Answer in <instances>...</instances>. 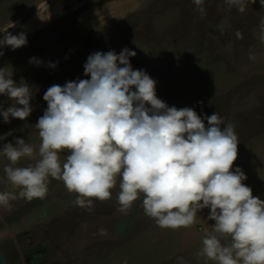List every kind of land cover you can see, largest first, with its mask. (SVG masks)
<instances>
[{
  "label": "rangeland",
  "instance_id": "374dc122",
  "mask_svg": "<svg viewBox=\"0 0 264 264\" xmlns=\"http://www.w3.org/2000/svg\"><path fill=\"white\" fill-rule=\"evenodd\" d=\"M245 3L241 13L225 0L201 6L192 0H0V30L23 32L28 41L16 50L0 48V68L29 85L33 108L25 120L4 123L0 117V146L23 138L34 156L15 166L34 165L41 143L35 124L47 108L46 90L89 79L84 64L90 54L128 48L136 52L133 69L156 81L157 97L169 107L193 108L201 116L218 112L224 125L234 126L232 170L243 171V183L264 200V7L259 0ZM0 104L6 109L10 101L0 96ZM67 154L61 152V160ZM8 164L0 156V191L18 194L3 171ZM111 192L110 199L93 198L91 208H82L74 204L77 194L50 178L45 198H17L0 207V254L8 264H215L201 255L203 237L231 243L213 231L207 208L188 228H161L145 214L142 195L121 213L119 180Z\"/></svg>",
  "mask_w": 264,
  "mask_h": 264
},
{
  "label": "clouds",
  "instance_id": "9594fccd",
  "mask_svg": "<svg viewBox=\"0 0 264 264\" xmlns=\"http://www.w3.org/2000/svg\"><path fill=\"white\" fill-rule=\"evenodd\" d=\"M192 2L201 6L204 0ZM225 3L241 13L246 8L245 0ZM259 4L264 7V0ZM0 33V48L16 50L28 42L23 32ZM135 55L128 48L119 54L97 51L84 64L89 79L46 90L47 108L35 124L41 139L35 164L15 166L34 156V147L23 138L0 146V156L9 162L3 169L6 179L20 189L18 194L0 191V207L17 198H45L51 178L77 194L75 205L91 208L93 198L110 199L119 180L121 213L142 195L147 216L161 228L177 229L190 227L198 211L207 208L213 231L231 243L207 234L201 255L215 264H264V200L243 183V171L232 170L238 145L234 126L224 125L218 112L201 116L193 108L169 107L157 97L156 81L145 70L133 69L130 58ZM0 96L10 101L6 109L0 104L4 123L31 115V88L15 82L7 68H0Z\"/></svg>",
  "mask_w": 264,
  "mask_h": 264
},
{
  "label": "water",
  "instance_id": "95a60500",
  "mask_svg": "<svg viewBox=\"0 0 264 264\" xmlns=\"http://www.w3.org/2000/svg\"><path fill=\"white\" fill-rule=\"evenodd\" d=\"M0 264H8L5 257L2 254H0Z\"/></svg>",
  "mask_w": 264,
  "mask_h": 264
}]
</instances>
